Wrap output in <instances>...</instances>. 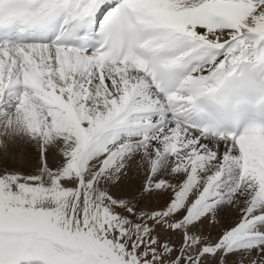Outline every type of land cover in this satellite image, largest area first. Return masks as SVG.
Listing matches in <instances>:
<instances>
[{
  "label": "snow or ice",
  "instance_id": "obj_1",
  "mask_svg": "<svg viewBox=\"0 0 264 264\" xmlns=\"http://www.w3.org/2000/svg\"><path fill=\"white\" fill-rule=\"evenodd\" d=\"M0 264H264V0H0Z\"/></svg>",
  "mask_w": 264,
  "mask_h": 264
}]
</instances>
